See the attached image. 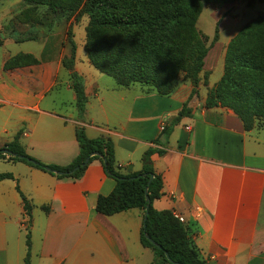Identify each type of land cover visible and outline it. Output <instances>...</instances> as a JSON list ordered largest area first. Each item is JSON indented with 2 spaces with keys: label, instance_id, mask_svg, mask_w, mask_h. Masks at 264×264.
Masks as SVG:
<instances>
[{
  "label": "crops",
  "instance_id": "obj_1",
  "mask_svg": "<svg viewBox=\"0 0 264 264\" xmlns=\"http://www.w3.org/2000/svg\"><path fill=\"white\" fill-rule=\"evenodd\" d=\"M14 5L0 2V147L19 136L31 158L67 167L80 153L76 132L83 129L90 140H112L123 175L142 171L148 149L163 151L152 156L163 183L154 209L184 220L207 264H264V123L246 131L233 112H198L189 104L190 114L168 140L154 144L190 96L119 88L100 72L89 80L90 69L77 57L87 97L80 119L63 65L71 49L55 50L49 39L21 42L20 31H2ZM0 174L14 176L0 181V264H25L29 226L31 264H154L153 252L141 244L142 211L96 212L98 198L116 186L100 161L79 180L9 161H0ZM17 188L33 207L31 223Z\"/></svg>",
  "mask_w": 264,
  "mask_h": 264
},
{
  "label": "trees",
  "instance_id": "obj_2",
  "mask_svg": "<svg viewBox=\"0 0 264 264\" xmlns=\"http://www.w3.org/2000/svg\"><path fill=\"white\" fill-rule=\"evenodd\" d=\"M3 1L7 0H0V2ZM25 1L33 2V0ZM236 1L239 0H157L147 3V7L143 9L130 6L122 10L114 4L113 0H46L45 4L52 10L69 12L75 15L76 19L89 17L90 24L87 30L85 49L88 60L94 69L112 78L119 88H130L132 84L151 85L158 95L170 97L176 87L177 75L184 72L193 87L189 98L191 100L197 94L199 75L204 69L205 60L210 50L219 41L218 29H216L214 39L209 46L207 45L208 39L196 32V23L202 13L203 6L204 4H233ZM259 23L264 28V18L260 19ZM169 27L184 29L194 36V41L189 44L180 58L172 59L170 68L174 72L168 77H166L165 70L151 65L149 58L151 50L154 49H151L149 44L141 45L132 41L119 42L100 38L103 37V34L131 30H138L148 38L159 35L161 29ZM164 35L165 38L171 37L168 33ZM71 48V56L63 60V65L71 72L72 89L76 93L78 115L82 119L87 106L85 80L75 71L76 46L71 43ZM20 60L28 59L21 57ZM234 64L232 55L228 53L226 73L233 68ZM166 70L168 71V69ZM160 74L164 79H159ZM218 107L232 110L242 121L246 131H252L257 127L256 120H264V96L256 97L253 104L244 103L237 94L227 90L225 77L215 91L208 95L206 101L208 110ZM189 114L190 110L186 103L176 120L164 129L154 144L160 145L166 142L174 125ZM76 138L80 153L67 167L46 165L31 158L20 145L19 136L14 142L0 147V161L25 163L52 176L76 180L83 177L93 161H100L107 177L113 179L116 186L109 196L98 198L96 204L98 214L112 217L133 209L142 211L144 223L141 244L153 252L154 264H207L193 244L187 227L172 212H159L153 207L154 201L162 197L163 183L153 168L152 156L156 153L163 155V151L148 149L142 159V171L123 175L116 165L115 147L111 139L90 140L83 129L77 130ZM26 160H31L33 163H28ZM87 160H89L88 163H86ZM77 168L78 170L75 171ZM5 180H14V176L0 174V181ZM17 191L20 193L19 188ZM20 195L31 223L33 207L23 194L20 193ZM26 245L25 264H31L30 226L27 229Z\"/></svg>",
  "mask_w": 264,
  "mask_h": 264
},
{
  "label": "rangeland",
  "instance_id": "obj_3",
  "mask_svg": "<svg viewBox=\"0 0 264 264\" xmlns=\"http://www.w3.org/2000/svg\"><path fill=\"white\" fill-rule=\"evenodd\" d=\"M14 2L10 18H6L4 29L7 33L17 30L18 40L40 41L49 39L50 45L56 50L58 47L72 50L71 43L76 46V58L87 66L88 79L99 73L95 70L86 53L87 30L90 19L85 16L76 19L75 15L61 10H52L45 4L46 0H7ZM157 0H113L122 10L125 7L136 6L137 9L147 7V3ZM264 18V0H239L233 4H204L202 13L196 23V32L208 39L209 46L214 39L216 29L219 31V41L210 50L202 73L199 75L197 94L189 100L188 105L198 111L208 110L206 101L208 95L215 91L221 80L227 79V90L238 95L244 103L253 104L258 96H264V28L260 19ZM162 33L171 35L169 38ZM101 39L112 41H132L141 45H150L149 61L153 67L166 71V77L174 72L170 65L172 59H178L194 41V36L182 28L169 27L160 30L159 35L145 37L138 30L113 32L103 34ZM34 47L39 44L31 43ZM181 49V50H179ZM179 50V51H177ZM157 52V54H156ZM232 55L235 64L226 73V56ZM88 61V62H87ZM81 63V64H83ZM89 63V64H88ZM150 65V66H151ZM168 69V71L166 70ZM92 73V74H91ZM91 74V75H89ZM115 83L111 78H105ZM159 79H164L162 74ZM141 88L146 94L155 92L151 85L132 84ZM173 94L189 97L193 91L192 84L184 72L177 75ZM171 95V96H172ZM223 116L228 108H214ZM264 120L255 121V125L263 124ZM26 234V231L23 230Z\"/></svg>",
  "mask_w": 264,
  "mask_h": 264
},
{
  "label": "water",
  "instance_id": "obj_4",
  "mask_svg": "<svg viewBox=\"0 0 264 264\" xmlns=\"http://www.w3.org/2000/svg\"><path fill=\"white\" fill-rule=\"evenodd\" d=\"M20 159H23V158H20ZM28 163H33V161H31V160H26ZM88 161L89 160H87L86 161V163H88ZM78 170V168L77 169H75V171H77ZM60 175H62V173H59ZM147 191V190H146ZM147 200L149 201V198H148V196H147ZM147 210H148V208H147ZM152 242V241H151ZM153 243V242H152ZM154 244V243H153ZM155 245V244H154ZM167 257H168V255H167Z\"/></svg>",
  "mask_w": 264,
  "mask_h": 264
},
{
  "label": "built area",
  "instance_id": "obj_5",
  "mask_svg": "<svg viewBox=\"0 0 264 264\" xmlns=\"http://www.w3.org/2000/svg\"><path fill=\"white\" fill-rule=\"evenodd\" d=\"M164 129H165V126L162 127V131H164ZM176 218L179 219V221H180L181 223L184 222L183 219H181V218H179V217H176Z\"/></svg>",
  "mask_w": 264,
  "mask_h": 264
}]
</instances>
